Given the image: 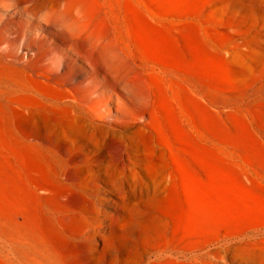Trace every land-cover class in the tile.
<instances>
[{
	"label": "rangeland",
	"instance_id": "1",
	"mask_svg": "<svg viewBox=\"0 0 264 264\" xmlns=\"http://www.w3.org/2000/svg\"><path fill=\"white\" fill-rule=\"evenodd\" d=\"M132 1L194 38L193 67L187 42L179 64L184 79L193 74L196 96L192 147L176 145L181 172L142 131L131 137L133 164L123 167L101 150L96 130L75 150L92 212L59 232L49 204L30 205L12 210V227L37 223L67 264H145L157 254L151 264H193L196 253H209L211 264H264V0ZM16 133L14 126L5 142L14 144Z\"/></svg>",
	"mask_w": 264,
	"mask_h": 264
},
{
	"label": "bare ground",
	"instance_id": "2",
	"mask_svg": "<svg viewBox=\"0 0 264 264\" xmlns=\"http://www.w3.org/2000/svg\"><path fill=\"white\" fill-rule=\"evenodd\" d=\"M185 42L193 67L192 33L132 0H0V264H67L37 223L13 228L9 214L47 203L59 232L81 223L93 206L80 193L83 157L75 150L96 130L101 150L123 167L133 164L131 137L142 131L182 169L176 145L192 147L196 103L193 74L179 72ZM14 126L16 142H5ZM185 154L192 170V148ZM208 255L188 260L211 264Z\"/></svg>",
	"mask_w": 264,
	"mask_h": 264
}]
</instances>
